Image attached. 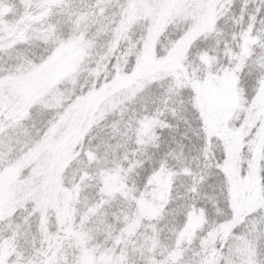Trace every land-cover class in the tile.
Instances as JSON below:
<instances>
[{
	"label": "snow or ice",
	"instance_id": "1",
	"mask_svg": "<svg viewBox=\"0 0 264 264\" xmlns=\"http://www.w3.org/2000/svg\"><path fill=\"white\" fill-rule=\"evenodd\" d=\"M0 264H264V0H0Z\"/></svg>",
	"mask_w": 264,
	"mask_h": 264
},
{
	"label": "trees",
	"instance_id": "2",
	"mask_svg": "<svg viewBox=\"0 0 264 264\" xmlns=\"http://www.w3.org/2000/svg\"><path fill=\"white\" fill-rule=\"evenodd\" d=\"M28 54L31 55V52H29ZM81 83H83V82H81ZM104 132H106V130H104ZM104 132H101L100 134L103 135ZM70 171H71V170H69V175H70Z\"/></svg>",
	"mask_w": 264,
	"mask_h": 264
},
{
	"label": "rangeland",
	"instance_id": "3",
	"mask_svg": "<svg viewBox=\"0 0 264 264\" xmlns=\"http://www.w3.org/2000/svg\"><path fill=\"white\" fill-rule=\"evenodd\" d=\"M71 86H69V88H70Z\"/></svg>",
	"mask_w": 264,
	"mask_h": 264
}]
</instances>
